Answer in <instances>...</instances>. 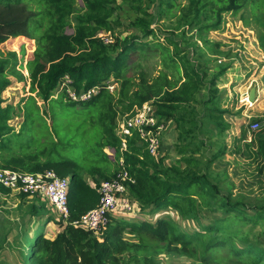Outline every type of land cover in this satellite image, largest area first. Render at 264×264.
Instances as JSON below:
<instances>
[{"label": "trees", "instance_id": "trees-1", "mask_svg": "<svg viewBox=\"0 0 264 264\" xmlns=\"http://www.w3.org/2000/svg\"><path fill=\"white\" fill-rule=\"evenodd\" d=\"M119 1L128 4L137 15L128 25L136 33L124 39L117 36L106 43L99 32H114L116 26L123 25ZM145 1L83 0L85 11L77 15L73 34H67L65 28L72 26L76 0H0V52L11 40L25 39L27 44L20 46L23 72L16 69L17 52L6 51L9 57L0 59V168L29 174L54 171L61 178L72 176L70 216L66 221H56L61 231L55 238L37 233L30 245L29 263L157 264L161 255L176 254L200 264H222L223 260L232 264H264V247L260 244H235L245 226L261 222L264 206H254L252 211L256 214L252 215L244 203L235 202L228 195L222 204L226 216L218 225L195 233L182 231L167 215L159 216L164 210H172L182 218H195L208 197L207 187L217 190L218 186L209 182L207 171L219 154L206 162L194 154L202 152L199 143L206 145L201 137L205 120L213 123L219 134L231 127L220 107L218 87L229 65H216L211 80L206 81L211 60L194 64L190 57L182 55L179 44L168 38L175 48L172 53L167 52L179 77L174 80L163 72L151 82L142 73L135 83L127 74L128 58L141 40L157 37L152 26L154 18ZM160 2L167 4L166 0ZM172 2H168L170 8ZM246 9H250L251 17L242 18L246 25L251 24L249 20L256 22L254 28L264 50V0H190L179 24L198 26L199 37L208 50L223 56L226 53L220 50L222 45L209 41L207 33L219 28L224 13L238 14ZM8 73L19 80L26 76L30 79L32 95L23 107V122L18 130L9 124L11 107H2L1 94L11 83ZM67 79L78 96L92 89L98 92L85 100H73L68 91L55 98L53 92ZM109 83L119 85L116 93L108 89ZM37 99L47 104L46 110L40 111ZM151 101L159 119L152 130L170 120L180 130L183 144L176 149L181 159L171 166H164L163 158L158 159L147 150L139 130L132 129V135L125 138L126 149L117 135V119L132 118L143 104ZM198 106L203 113H198ZM61 131L71 134L63 136ZM85 136L90 138L84 143L79 138ZM106 149L114 150L113 160ZM78 150L82 151L80 157ZM257 152L264 160V139L257 140ZM121 158L131 178L126 183L128 194L140 204L144 214L157 218L136 222L111 218L98 233L79 227L76 222L100 202L97 187L101 181L116 177ZM86 176L97 183L96 187L86 181ZM11 192L0 184V194ZM20 197L24 200L28 195L20 193ZM6 210L0 209V253L7 241L4 223L15 226L8 216L11 211ZM21 210H17L21 213L20 222L40 215L43 220H51L43 213L44 203ZM126 232L133 240L126 238Z\"/></svg>", "mask_w": 264, "mask_h": 264}, {"label": "rangeland", "instance_id": "rangeland-1", "mask_svg": "<svg viewBox=\"0 0 264 264\" xmlns=\"http://www.w3.org/2000/svg\"><path fill=\"white\" fill-rule=\"evenodd\" d=\"M171 1H173L172 8L168 5L170 0H166L167 4H161L160 0L145 1L146 9L153 15L154 22L152 26L157 31V37L152 38L150 36L138 43L137 49L128 58L127 74L133 77L135 83L140 81V74L142 73L151 82L163 72L167 73L171 79L176 80L179 76L167 52L169 50L172 53L175 46L168 38L178 43L183 50L182 55L190 57L194 64H204V60H211L208 65L209 70L206 81L211 80V74L215 71L213 68L216 65H229L226 74L220 78L218 87L221 91L220 107L225 111V120L230 123L231 127L223 134H219L215 125L205 120L201 137L206 141V145L203 146L199 143L202 152L194 154L196 158L205 162L208 158L213 157L215 153L219 154L207 171L209 182L217 185V190L210 186L207 187L209 189L208 197L203 202V207L200 208L199 214L195 218H182L172 210H164L159 215L161 217L167 215L174 219L182 231L195 233L201 231L204 227L218 225L220 220L226 216L222 204L228 195L235 202L244 203L245 208L252 215L256 214L252 211L254 206H264V160L257 152V140L264 139V67L261 65L264 61V50L259 44L257 28H254L257 25L256 22L249 20L251 24L246 25L242 18V15L247 18L251 17L250 9L238 14L224 13L219 28L207 33L206 38L209 41L222 45L220 50L226 54L219 56L208 50L201 41L198 26L184 24L180 27L179 23L184 13L183 10L189 7L190 0ZM118 4L121 6L119 17L123 25L116 26L114 32H99V36L108 41H114L117 36L124 39L136 33L128 25L136 20L137 15L128 4L121 3V1ZM75 11L71 18L72 26L65 28L67 34H73L77 25V15L85 11L83 0H76ZM141 43H144V45L139 46ZM26 45L25 39L7 42L5 50L0 52V59L3 60L9 57L6 51L17 52L19 62L16 69L23 72L20 46L25 47ZM214 59H217V62H212ZM7 77L11 83L1 94L2 107H11L10 115L12 119L9 124L18 130L23 122L21 117L23 107L32 95L30 93V79L26 76L23 80H19L11 73H8ZM69 83L71 81L67 79L60 84L53 92L54 97H58L64 91H68L70 96L73 97L75 91ZM118 86V84H114L113 93H116ZM253 88L257 89L258 97L255 102H250L249 94ZM95 91L97 93L98 89H95ZM33 96L36 97L37 94H33ZM37 103L40 111L46 110L48 107L39 99H37ZM197 109L198 113H203L201 106H198ZM256 123L261 126L253 131L252 127ZM162 125L160 131L162 146L157 158H163L164 166H171L180 161L181 156L178 154L176 146H182L183 143L179 140L180 130L173 120ZM62 132L63 136L71 134V132L67 133L65 131H61V134ZM89 138L85 136L79 139L85 143ZM108 150L106 149V152L109 154ZM81 153L82 151L78 150L77 157H80ZM114 158V156H111L112 160ZM181 167L184 168L185 164L181 163ZM42 203L46 205V210L43 213L47 217H51V220H43L44 216L40 215L27 217L20 222L21 213L17 211L20 207L22 208L21 212H25L32 204ZM0 209L11 211L8 216L15 222V226H9L10 224L7 222L4 223V226H6L4 233L7 234V241L0 253V264H30L28 255L35 236L43 233L47 238H55L57 233L61 231L56 223L61 218L41 195L28 196L23 200L17 190L12 191L10 195L0 194ZM136 213L138 212L135 211V214H131L134 215L132 221L152 220L156 217V215L150 216L142 212L137 215ZM125 215L126 213L123 211L116 217L120 218ZM124 235L127 239L133 240V236H129L127 232ZM244 241L256 242L264 247V218L258 225L248 224L245 226L238 234L235 244L244 247V243H247ZM157 264L200 263L194 259L176 254H163L157 259ZM222 264L232 263L223 260Z\"/></svg>", "mask_w": 264, "mask_h": 264}, {"label": "built area", "instance_id": "built-area-1", "mask_svg": "<svg viewBox=\"0 0 264 264\" xmlns=\"http://www.w3.org/2000/svg\"><path fill=\"white\" fill-rule=\"evenodd\" d=\"M101 38L103 39V37ZM103 40L106 43L111 42L105 39ZM113 86L114 84L112 83H109V86H107L111 92L114 91ZM95 92V89H92L89 92L81 93L80 96L75 93L72 98L74 100H77V98L85 100L91 97L92 94H95ZM117 120V135L122 140L123 149L127 147L125 138L132 135V129H137L141 134L142 141L147 144V150L152 155L158 157L159 150L162 146L160 131L163 125L157 127L156 131L152 130L159 122L158 116L156 115V108L152 101L143 104L132 118L128 119L127 116H122ZM260 126L259 123L253 125V131L259 129ZM129 180H131L129 172L126 169L123 158H121L120 170L116 177L101 181L97 187L101 195L97 207L88 211L76 224L83 229L98 233L110 222L120 206L125 211H129L131 204L129 203L130 198L126 186ZM71 182L72 176L61 178L54 171L29 174L0 168L1 185L10 188L12 191L17 190L19 193H24L30 197L41 195L54 208L57 215L65 221L70 216L69 193Z\"/></svg>", "mask_w": 264, "mask_h": 264}, {"label": "crops", "instance_id": "crops-1", "mask_svg": "<svg viewBox=\"0 0 264 264\" xmlns=\"http://www.w3.org/2000/svg\"><path fill=\"white\" fill-rule=\"evenodd\" d=\"M263 60V59H262ZM262 65V67H264V61H263V63L261 64ZM256 89V88H255ZM257 89H256V98L258 97V95H257ZM108 152H109V154L111 155V156H114V151L112 150V149H109L108 150ZM86 181L91 185V186H95L96 187V185H97V183H95V182H93V179H91L90 177H88V176H86ZM129 203L131 204V209L129 210V211H125L124 210V208L122 207V206H120L117 210H116V212H115V214L113 215L114 217L113 218H115V219H117V220H125V221H130V222H136V221H139V220H135V221H132V216H134V215H131V214H135V211L136 212H142L143 214H144V212L141 210V206H140V204L134 199V198H132L130 195H129ZM125 212L126 213V215L124 216V217H120V218H117L116 216L120 213V212ZM138 213H136V215L138 214ZM129 215V216H128ZM131 216V217H130ZM155 219L157 218V217H154ZM155 219H149V220H146V219H142V220H140V221H155Z\"/></svg>", "mask_w": 264, "mask_h": 264}, {"label": "water", "instance_id": "water-1", "mask_svg": "<svg viewBox=\"0 0 264 264\" xmlns=\"http://www.w3.org/2000/svg\"><path fill=\"white\" fill-rule=\"evenodd\" d=\"M256 100V89L253 88L251 91H250V94H249V101L250 102H255Z\"/></svg>", "mask_w": 264, "mask_h": 264}]
</instances>
